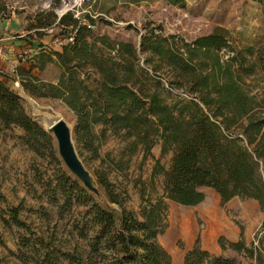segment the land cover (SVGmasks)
<instances>
[{
  "label": "trees",
  "instance_id": "trees-1",
  "mask_svg": "<svg viewBox=\"0 0 264 264\" xmlns=\"http://www.w3.org/2000/svg\"><path fill=\"white\" fill-rule=\"evenodd\" d=\"M123 1L135 5L165 1L184 8L188 0ZM254 1L264 11V0ZM49 16L53 15L44 20ZM86 18L88 23L72 13L64 15L57 30L63 40H73L58 49L40 45L38 70L57 64L62 70L57 83L42 81L32 69L18 70L25 89L59 100L75 113L78 144L93 148L95 129L101 126L104 133L126 141L131 155L140 149L145 159L157 145L162 156L180 150L195 136L199 123L208 121L217 132V160L202 161L199 168L216 184L222 204L235 198L254 200L264 211V43L260 48L238 45L222 28L192 41L149 29L137 49L131 43L91 36L95 19ZM53 24L55 20L46 26ZM15 81L14 75L0 73V123L6 129H21L23 142L38 152L40 139L51 144L52 136L26 112L12 90ZM70 173L59 179L53 191L63 199L60 209L76 214L74 243L61 255L47 247L43 264H172L171 255L159 243L166 229L167 201L196 207L206 199L194 183H186L165 198L144 200L134 212L126 207L125 193L105 173L97 175V182L106 202ZM219 244L226 250L224 238ZM229 246L254 256L242 237ZM184 264L236 262L212 254L197 241Z\"/></svg>",
  "mask_w": 264,
  "mask_h": 264
},
{
  "label": "rangeland",
  "instance_id": "rangeland-1",
  "mask_svg": "<svg viewBox=\"0 0 264 264\" xmlns=\"http://www.w3.org/2000/svg\"><path fill=\"white\" fill-rule=\"evenodd\" d=\"M43 1L0 0V25L6 22L10 27L7 31H11L21 22L24 27L21 34L35 41V44L28 41L25 44H30L34 52L24 53L29 49L21 48L18 49L20 53L11 54L15 82L19 83V86L14 83L12 90L21 98L29 116L41 125L40 116L47 114L60 117L67 124L91 192L99 201H107L97 182V175L105 173L116 189L127 196L126 207L137 212L144 200L165 198L168 193L177 192L181 185L194 183L206 195L204 204L184 207L167 201L166 229L159 237V243L171 255L172 264H184L187 251L197 241L212 254L230 258L236 264H264V211L260 205L241 198L222 204L216 184L209 182L208 174L199 168L202 161L217 160V132L208 121L199 123L195 136L180 150L162 156L161 147L157 145L152 156L145 159L140 149L131 155L126 141L109 131L104 133L105 128L101 126L95 129L93 148L78 144L75 113L59 100L38 97L25 89L17 74L19 65L32 69L33 75L53 84L62 72L54 63L48 64L44 71L38 70L40 45L58 49L55 41L61 37L60 28L57 30L55 24L46 26L54 20L57 22L54 11L58 2L54 0L51 5L50 0L44 4ZM89 11L96 17L91 36L131 43L137 49L149 29L192 41L222 28L238 45L260 48L264 43L263 6L254 0H188L184 8L165 1L135 5L123 0H98L91 8L78 7L67 14L83 17ZM50 14L53 16L44 20ZM33 27H43L41 32H34L35 38L27 34ZM24 39L17 38L16 41ZM1 47L6 53L8 48ZM102 54L107 51L103 50ZM140 60H144L141 55ZM49 134L52 143L40 139L36 152L21 139L24 135L21 129H6L0 123V264H43L41 258L47 253V247L61 255L74 243L72 227L76 214L61 210L63 199L53 191L59 179L73 171L60 154L54 133ZM161 167L163 170L156 174ZM16 221L25 226H18ZM241 237L246 247L253 250V257L245 249L230 248L229 245L239 242ZM221 238H224L226 250L220 247ZM218 244L216 254L214 250Z\"/></svg>",
  "mask_w": 264,
  "mask_h": 264
},
{
  "label": "crops",
  "instance_id": "crops-1",
  "mask_svg": "<svg viewBox=\"0 0 264 264\" xmlns=\"http://www.w3.org/2000/svg\"><path fill=\"white\" fill-rule=\"evenodd\" d=\"M57 2H59V0H57ZM55 15L57 16V22H55V26L57 23H59L60 19L62 18L60 14H58V12L54 11ZM20 22V20H18ZM21 23V22H20ZM17 24L18 27L14 28V30L16 29V31L14 30H11V31H7L10 27H8V24L6 22H3L1 25H0V73H3L5 75H8V76H11V75H14L13 72H14V69L15 67H12L13 65H11V54L12 52L17 53L20 51H18V49H26L28 48L29 50H25L24 53H32L34 51H32L33 49L30 48V44L29 43H33L35 44V42H32L30 40V38H25V34H21L23 33L22 30H23V25L22 24ZM26 23V21L24 22ZM15 24V25H16ZM41 28H33L31 31H28L27 34H31V33H36V32H41ZM20 35V36H19ZM19 38V39H24V40H18L16 41V39ZM26 41H28L29 45L25 46L26 44ZM4 42H7V43H4ZM3 45V47L5 48H8L6 50V53H3L2 50L3 48L1 47ZM55 46L58 48V46L55 44ZM54 46V47H55ZM52 47V46H51ZM40 49V48H39ZM10 52V53H9ZM15 63V62H14ZM19 70H24V71H28L29 68L25 69L23 67H21V65H19ZM16 77V75H15ZM206 202V199L203 203H201L200 205L204 204ZM198 205V206H200ZM197 207V206H196ZM191 249V248H190ZM189 249V250H190ZM218 250H219V244L218 246H216V249L214 250L216 254H218Z\"/></svg>",
  "mask_w": 264,
  "mask_h": 264
},
{
  "label": "water",
  "instance_id": "water-1",
  "mask_svg": "<svg viewBox=\"0 0 264 264\" xmlns=\"http://www.w3.org/2000/svg\"><path fill=\"white\" fill-rule=\"evenodd\" d=\"M40 117L41 119H43V121H45V115H41ZM49 123L50 126L53 127V129L51 130L48 126H45V128L48 132L54 133L55 137L57 138L62 158L64 159L68 167L73 171V173L83 181L85 186L88 189H91L87 181V175L84 171V167L81 164L74 149L73 139L68 130L69 128L67 124L60 117L50 118Z\"/></svg>",
  "mask_w": 264,
  "mask_h": 264
},
{
  "label": "built area",
  "instance_id": "built-area-1",
  "mask_svg": "<svg viewBox=\"0 0 264 264\" xmlns=\"http://www.w3.org/2000/svg\"><path fill=\"white\" fill-rule=\"evenodd\" d=\"M53 1L54 0H50V4L51 5H53ZM56 1V0H55ZM96 1L97 0H59V2H58V5H56L58 8H57V12H58V9L60 8V7H64V6H66L67 8H66V11H65V13L64 14H60L61 15V17H63L65 14H67L68 12H70V11H74L76 8H78V7H83V8H91L92 7V5L93 4H95L96 3ZM46 2V0L45 1H43V4ZM60 4V5H59ZM59 14V13H58ZM74 15H75V17L76 18H78V19H82L83 20V22H85V23H88L87 21V15H89L91 18H93V19H96V17L95 16H93L92 15V13L89 11L88 13H86L83 17L80 15V14H76V13H74ZM73 39L72 38H70L69 40L68 39H62L61 37H57V39H56V41H55V44L58 46V47H61V45H62V43L63 42H68V41H72ZM15 84L17 85V86H19V83L18 82H15Z\"/></svg>",
  "mask_w": 264,
  "mask_h": 264
},
{
  "label": "bare ground",
  "instance_id": "bare-ground-1",
  "mask_svg": "<svg viewBox=\"0 0 264 264\" xmlns=\"http://www.w3.org/2000/svg\"><path fill=\"white\" fill-rule=\"evenodd\" d=\"M66 6H64V7H61L60 9H59V13L60 14H64L65 13V11H66ZM50 118H53L51 115H49V114H47V115H45V121H43V119H41L42 120V123H43V125L44 126H48L51 130L53 129V127H51L50 126V123H49V119ZM69 130V129H68ZM69 132H70V134H71V131L69 130ZM71 137H72V135H71Z\"/></svg>",
  "mask_w": 264,
  "mask_h": 264
}]
</instances>
